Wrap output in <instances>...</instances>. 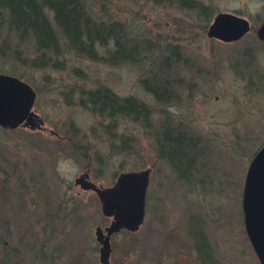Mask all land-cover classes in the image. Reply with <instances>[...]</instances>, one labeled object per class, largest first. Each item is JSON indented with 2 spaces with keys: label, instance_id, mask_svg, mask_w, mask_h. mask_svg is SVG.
<instances>
[{
  "label": "rangeland",
  "instance_id": "rangeland-1",
  "mask_svg": "<svg viewBox=\"0 0 264 264\" xmlns=\"http://www.w3.org/2000/svg\"><path fill=\"white\" fill-rule=\"evenodd\" d=\"M85 1L95 16L124 21L133 36L175 46L180 58L172 76L184 84L177 99L161 104L140 82L151 61L113 66L68 52V68L58 70L0 55V72L37 90L34 109L44 121L42 129L0 128V264H101L95 230L111 217L97 193L74 180L89 172L110 186L120 172L145 168L151 169L145 221L137 231L112 235L111 264H206L201 235L212 247V264H261L242 197L250 161L264 144V40L256 32L264 0H200L211 16L155 0ZM220 11L248 18L252 29L231 42L209 37ZM99 84L148 102L152 130L128 118L113 124L81 106V91ZM165 114L201 138L190 178L159 154L153 133Z\"/></svg>",
  "mask_w": 264,
  "mask_h": 264
},
{
  "label": "trees",
  "instance_id": "trees-1",
  "mask_svg": "<svg viewBox=\"0 0 264 264\" xmlns=\"http://www.w3.org/2000/svg\"><path fill=\"white\" fill-rule=\"evenodd\" d=\"M155 2L198 10L206 16L213 13L200 0ZM68 52L113 66H142L151 61L150 75L141 77L140 82L161 104L177 99L184 84L181 77L172 76L180 58L175 46L160 48L147 37L131 35L124 21L95 16L85 0H0L2 57L32 68L64 70L68 68ZM75 72L84 75L79 68ZM78 103L113 124L128 118L146 130L153 128V108L148 102L133 94L121 95L108 85L83 89ZM153 134L159 154L171 161L181 176L190 178L201 155L200 136L176 124L169 114ZM197 242L204 262L212 264L214 256L207 238L201 235Z\"/></svg>",
  "mask_w": 264,
  "mask_h": 264
},
{
  "label": "water",
  "instance_id": "water-1",
  "mask_svg": "<svg viewBox=\"0 0 264 264\" xmlns=\"http://www.w3.org/2000/svg\"><path fill=\"white\" fill-rule=\"evenodd\" d=\"M252 29L248 18L229 11L215 14L208 36L231 42L241 39ZM264 40V18L256 30ZM37 90L16 75L0 72V124L15 128L21 123L31 129L43 127L44 121L34 109ZM151 169L122 171L114 184L98 185L89 172L79 174L74 182L97 193L103 213L110 223L95 230L100 243L101 264H111L114 233L127 229L137 231L146 217L147 190ZM242 209L246 232L261 264H264V144L250 161L243 190Z\"/></svg>",
  "mask_w": 264,
  "mask_h": 264
},
{
  "label": "flooded vegetation",
  "instance_id": "flooded-vegetation-1",
  "mask_svg": "<svg viewBox=\"0 0 264 264\" xmlns=\"http://www.w3.org/2000/svg\"><path fill=\"white\" fill-rule=\"evenodd\" d=\"M18 77H19V76H18ZM19 78H21V77H19ZM21 79H22V78H21ZM43 126H44V125H43ZM19 127L26 128V127H28V126L24 125V123H21L19 126L15 127V128H7V127H4L3 125L0 124V128L7 129V130H14V129H17V128H19ZM42 128H44V127H42ZM42 128H40V129H42Z\"/></svg>",
  "mask_w": 264,
  "mask_h": 264
}]
</instances>
